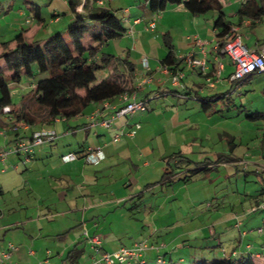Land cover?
I'll list each match as a JSON object with an SVG mask.
<instances>
[{"label": "crops", "instance_id": "obj_1", "mask_svg": "<svg viewBox=\"0 0 264 264\" xmlns=\"http://www.w3.org/2000/svg\"><path fill=\"white\" fill-rule=\"evenodd\" d=\"M18 1L9 0L6 9L3 6L0 8V14L3 13L0 16V67H8V59L2 55L3 43H12L15 36L21 32L25 40L30 44H35L36 42L42 44L57 33H62L67 38L70 23L76 16L77 11L80 13L84 11L83 2L85 0H83L81 5H77L75 9L70 6L69 0L64 2L68 9L63 4H56L55 0H50L49 2L47 0H26V7L23 6V3L20 4L16 12L18 16L13 22H10L8 15L13 14ZM125 1L127 7L124 9V15L121 16V19L125 22L127 31L123 38H118L121 42L117 43L116 46L118 50H121V53L116 54L115 50L105 52L115 54L116 57L122 59L120 62L116 61V65H112L110 68L112 69L111 74H121L123 78L129 80L130 91H133L134 87L143 80L141 75L138 76L136 73L138 68H141L140 70L143 69L141 63L143 57H147L150 63L151 69L148 71L150 76L161 75L158 79L155 77L153 84L146 83L144 85L139 93V99L146 97L149 104L150 97L152 98L155 94L168 97L170 91L176 89L181 94L172 92L173 95L179 97V99H184L185 102L183 104L188 105V100H191V97H186L183 94L184 91L189 95L193 94V97L199 95L211 97V95L218 93L228 96L233 89L236 90L233 87V83H229L227 79L234 72L233 63L227 56L221 55L219 49L215 46V42L219 39V32L215 26L217 19H219L218 9L201 0H185L179 5L172 4L158 18L157 27L149 32L146 28H148L153 13L149 7V0H144L145 3L143 4L137 3L138 0ZM218 1L223 5L227 18L235 24L234 26H239V30L244 34L246 45L263 52L264 38L259 35L258 27L264 25V17L262 20L257 21L245 20L240 24L239 18H237V10L247 0ZM47 2L48 13L43 11V7ZM105 2L100 4L98 1L95 6H104ZM32 3H37L40 8L42 12L41 20L36 19L31 11L30 4ZM29 18H31L30 22H28ZM48 22H50L49 25H47ZM245 30H251L252 32L248 34ZM167 32L172 34L177 60H181L182 56L189 52H194L197 57H204L200 47L194 44L196 36H200L208 42L206 60L209 61L211 68L219 63H224L225 65L221 85L218 86L216 83L214 86H209L206 83L205 74H202L199 68L194 69L185 62L178 69L184 71L185 79L179 87L171 84L172 76L164 72L165 65L162 62L168 54V49L163 44L164 35ZM112 41L105 43L102 46V51H104L105 45H109ZM126 59L135 64L136 70L132 75L129 72V66L123 61ZM7 71L9 74L11 73L9 70ZM171 71L174 72L173 70ZM9 78L14 102L4 109L0 119L7 126L12 121L16 124L17 116L26 115L31 122L29 124L24 122L19 124H28L30 129L14 131V135L7 131L4 134L6 136L4 137L5 141L0 137V251L6 250L8 243L12 242L18 248L11 256L10 262L12 263L40 264L46 259L56 264H92L94 261L93 250L84 241L85 228L90 234L99 233L103 236L105 250L118 251L121 247L126 246L117 242L115 235L109 229L111 224L114 223L113 212L111 211L114 208L112 206L113 203L121 205L127 201L128 197L120 195L114 199H110L108 196L103 198L104 195H97L92 186L93 182L100 179L98 175L103 171V166L108 163L107 161L110 159L114 162L122 152L124 153L125 149H129V144L125 143L123 139L117 142L113 140H115L119 129L125 128L126 130V127H131L133 122L122 120L123 116L118 117L115 119L118 122L113 128L112 134L108 133L101 119L92 120L91 118L92 114L100 110V108L105 109L102 106V102L100 104H90L84 113H80L72 119L63 117L56 122L47 116L48 109H41L36 103V96L32 92L36 86V81L28 79L26 76L15 80L12 77ZM200 79L204 80L203 83L202 81L200 82ZM153 85L157 87H153ZM170 85L174 89H170ZM111 102L115 104L117 100L114 99ZM105 114L106 117L110 116V110H106ZM136 114H133V116ZM71 122L73 125H71ZM45 123L49 124L50 127L45 129L44 126L43 128L38 126V124L44 125ZM46 131H53L55 138L47 140L44 144L37 145L32 160L26 162L25 165H21L19 158L22 159L24 155L16 151L19 137L32 139L34 132L43 133ZM115 143L116 145H114ZM262 147H264V143ZM90 148H98L105 152V158L102 163L92 164L84 161V156ZM5 150H9L10 153L8 159L3 161L1 155ZM74 152L79 154L78 159L74 162L70 163L62 160L63 155ZM149 152L152 151L147 148L144 149V153L149 154ZM261 158L264 159V153H262ZM6 162L12 166L9 169H2L4 167L2 163L5 164ZM48 181H50L48 188H45L44 185ZM23 190L27 193V196L19 197ZM58 190L65 191V194L58 197L59 202L71 200L69 203L71 209L64 212L65 214L75 212L76 221L67 215H64L63 220L59 221L58 216H55L56 213L51 212V206H49V211L43 206L48 198L54 196ZM263 192L264 189L259 194L251 197L253 203L261 202L263 197L260 196H264ZM10 195L12 199L5 201V198L7 199ZM56 195H59V193L57 192ZM252 216L256 215L251 214L250 217ZM55 223L58 224L54 227ZM227 223L229 226L237 225L233 217ZM243 226H239V229ZM201 233L203 243L200 250L214 248L212 247L214 246V241H206L210 239L208 238L210 236L208 230L204 228ZM216 233L212 234V236H216ZM245 235L242 236L243 239H245ZM193 237L197 238L200 236L196 234ZM219 240L218 246H223V240L220 238ZM259 250V244L254 246L249 241L246 246L242 247L241 253L234 249L233 254L245 255L248 252L253 253L258 259V264H264V253ZM197 251L194 250L190 254L188 261L183 258L181 262H197L199 260ZM206 252L204 251L203 254L206 258L212 255L213 259L217 257L218 260L221 259L219 258L221 257L220 254L211 253L209 255ZM160 253L155 249H150L147 250L144 257L149 261H156ZM225 254L223 255L224 258H229L228 254ZM163 256H165V253ZM167 261L169 263L166 264L174 263L173 259H167Z\"/></svg>", "mask_w": 264, "mask_h": 264}, {"label": "rangeland", "instance_id": "obj_2", "mask_svg": "<svg viewBox=\"0 0 264 264\" xmlns=\"http://www.w3.org/2000/svg\"><path fill=\"white\" fill-rule=\"evenodd\" d=\"M25 1H18L13 14L8 15L10 22L18 16L16 12L20 4L23 3L26 7ZM8 2L9 0H0V8L3 6L6 9ZM48 2L43 7L46 13L49 9ZM64 2L65 0H55L56 4L64 5ZM137 3L143 4L145 1L138 0ZM101 7L118 13L121 18L127 4L125 0H107ZM2 15L3 13L0 14ZM49 24L50 22L47 23ZM245 31L248 34L252 32ZM258 31L264 38V25L259 26ZM54 36L56 34L52 37ZM120 42L114 39L112 43L105 45L104 51L115 50L116 54L121 53L116 47ZM140 69L136 70L137 75L145 78L146 71L142 72ZM111 71L109 67L100 70L97 79L100 81L110 78ZM155 77L158 79L161 75L156 74ZM227 79L231 83L230 77ZM251 79L238 90L233 89L225 98L212 101V107L208 111L202 110V103L199 101L191 99L188 100V105H184V99L169 93L168 97H150L148 111L122 117V120L132 121L133 125L140 124L138 135L128 136L131 127H126V131L122 128L123 132L119 129L118 132L124 134L122 139L129 144V149H125L114 162L109 159L98 175L100 179L93 182L92 186L97 195H104L103 198L108 196L114 199L120 195L128 197L121 205L112 202L114 223L109 231L115 235L117 242L130 247L133 242L148 240L162 246L160 256L165 253L168 260L173 259L172 264H191L181 262V259L188 261L194 250L199 251L196 252L199 262L205 259L216 262L218 257L213 259L211 253L220 254L221 259L225 253L232 257L234 249L241 253L242 247L249 241L254 246L259 244V251L264 253V232L259 231L260 227H264V209L258 210L256 214L252 213L256 215L254 217H250L248 211L257 205L251 197L264 189V159L261 158L264 153V117L255 120L249 118L257 112L264 114V74L256 73ZM201 81L203 83L204 80L200 79ZM220 83L217 81L218 86ZM169 88L174 89L172 85ZM79 91L83 93L82 88ZM117 122L115 120L112 129L106 127L108 133L112 134ZM38 126H44L45 129L50 127L47 123ZM7 131L12 135L15 133L10 122L0 128L3 141ZM146 148L152 152L144 153ZM180 151L193 162H180L179 157L170 159ZM219 155L237 157L238 162L218 163ZM172 161L175 170L182 172L183 178L179 181L170 175L169 162ZM207 161L211 164L209 170H202L198 174L193 172L200 162ZM19 162L25 165L23 159L19 158ZM2 164V169L12 166L7 162ZM165 172L169 173L166 179ZM48 183L50 181L44 185L45 188H48ZM57 192L59 195H56ZM57 192L43 206L48 211L51 206V212L56 213L59 221L63 220L64 215L76 221L75 212H64L71 209V200L59 202L58 197L65 194V191ZM20 196H27V193L23 190ZM260 197L264 198L262 195ZM263 198L261 201H264ZM8 199H12V196L5 198V201ZM232 217L237 225L244 226L241 229L237 225L229 226L227 222ZM204 228L210 234V239L206 241H214V248L200 250L203 243L201 232ZM244 231L245 239L241 236ZM214 233L216 236H212ZM196 234L200 237H193ZM219 238L223 240V246H218ZM204 251L211 256L206 258Z\"/></svg>", "mask_w": 264, "mask_h": 264}, {"label": "trees", "instance_id": "obj_3", "mask_svg": "<svg viewBox=\"0 0 264 264\" xmlns=\"http://www.w3.org/2000/svg\"><path fill=\"white\" fill-rule=\"evenodd\" d=\"M70 6L75 9L77 5H81L83 0H69ZM98 1L105 0H85L83 2V12L77 11L76 16L70 23L68 37L62 33H57L56 36L50 37L49 40L40 44H30L25 40L23 33L15 36L14 41L3 43V57L8 60V67H0V116L3 115L4 109L13 104V96L11 93V86L9 77L12 79L26 76V78L36 81V86L32 92L36 96V103L41 109H48L47 116L51 119L65 117L71 119L74 116L84 113L88 106L92 103L100 104L106 100L114 101L115 98L122 93L131 90L128 85L129 80L122 77L121 74H113L110 78L106 77L99 81L97 73L105 68H111L116 65V61L122 60L116 57L115 54H108L102 51V46L111 40L123 38L127 26L125 22L118 16V14L108 11L100 6H95ZM107 1V0H106ZM185 0H149V7L151 12L155 13L160 10L166 11L169 5L184 2ZM206 4L218 9L219 19L216 21V28L218 29V40L223 42L231 32V28L235 25L227 18L224 12L223 5L218 0H201ZM91 5L89 6V4ZM237 10V18L242 24L245 20H262L264 17V0H247ZM30 9L36 19H42V12L37 6V3L30 4ZM172 34L167 32L164 35V47L168 49L167 56L162 60L165 66H171L174 72L180 69L184 63L183 59L177 60L175 48L173 45ZM129 66L131 75L136 70L135 64L129 62L127 59L123 60ZM9 70L11 73L9 74ZM251 77L233 82V87L236 88L238 84L243 85L245 82L251 80ZM83 89V93L79 89ZM179 93V90H171L170 93ZM184 95L190 96L194 101L202 103V110L208 111L212 107V101L220 98H225L224 94L218 93L216 95L195 96L189 95L186 91ZM157 97V94H155ZM146 98V97H145ZM147 99V98H146ZM264 114L257 112L253 116H249L252 120L260 119ZM21 122H31L26 115H19L16 117V125ZM5 124L0 119V127ZM232 142V141H231ZM180 158V162H193L186 156L179 153L172 155V158ZM218 163L227 164V162L237 161V157H226L219 155ZM171 174L176 181L181 180L182 172L175 170L173 161L169 162ZM173 166V167H172ZM194 169L195 174L202 170H209L211 164L209 162H200ZM180 166H178L179 168ZM165 179L169 173L165 172ZM188 177V176H186ZM172 179V181H174ZM187 180V179H186ZM186 180H183L186 182ZM264 194V192H263ZM141 198V196L139 197ZM257 257L253 253L240 256V254H233L232 257L219 259L216 262L203 260V262H194L191 264H258Z\"/></svg>", "mask_w": 264, "mask_h": 264}, {"label": "built area", "instance_id": "obj_4", "mask_svg": "<svg viewBox=\"0 0 264 264\" xmlns=\"http://www.w3.org/2000/svg\"><path fill=\"white\" fill-rule=\"evenodd\" d=\"M104 1H99L102 4ZM163 14L162 10L152 13V17L148 28L149 31H153L158 25V18ZM31 21V18L28 19V22ZM27 22V23H28ZM230 34L223 39V42L220 43L219 40L215 42V46L219 49L221 55L227 56L233 63L234 72L230 75V81L233 83H238L239 81L245 80L255 72H264V51L253 49L246 45L244 41V34L239 30V26H233L230 30ZM194 44L200 47L201 51L204 53V57H197L195 53L189 52L182 56L183 61L191 66L192 68H199L202 74L206 76V83L210 86H214L217 81H223V71L224 63H219L217 66L211 68V65L208 60H206L207 54V44L203 38L196 36ZM142 72L146 71V75L140 84L136 85L133 91H127L122 93L120 96L115 98L117 103L113 104L110 100L102 102V106L106 110H110L111 115L106 117V110L101 109L93 113L91 118L92 120H102V124L110 128L113 126L115 119L121 116L128 117V115H133L135 113H142L149 110L148 100L146 98L139 99V93L143 89L146 83H153L155 81V76H150L148 73L150 63L147 57H143L142 61ZM164 72L172 76V84L175 86H180L186 75L184 71L176 70L175 72L171 71V67L165 66ZM241 84L236 86V90L240 88ZM159 96V94H157ZM62 117L54 118L57 122ZM14 126L16 132L30 129L28 124L16 125L11 122ZM140 129V124L136 123L131 126L128 136L135 137L137 132ZM124 129H122L123 132ZM126 131V130H125ZM123 133L117 132L114 141H119L123 137ZM55 138L53 131L46 132H34L32 134V139L27 137H19L16 151L24 157L22 158L24 163L30 162L35 155V147L40 144L46 143L47 140H53ZM10 151L5 150L1 155L2 160L8 157ZM78 153H68L62 156L64 162H74L78 159ZM85 161L92 164H100L105 158V152L98 148H90L87 154L84 156ZM264 209V201L257 203L255 207L248 209L250 214L257 213L258 210ZM260 233L264 232V227L259 228ZM246 232L243 233L245 235ZM84 241L93 250V259L92 264H166L168 263L166 256H158L159 258L156 261H149L144 257V254L147 250L155 249L157 252H160L162 246L159 247L154 243H150L148 240L145 241H136L133 243V246H123L118 251H109L104 249L103 245V236L99 233L90 234L86 228L84 229ZM18 248L12 242L8 243L6 250L0 251V264H18L10 262L12 254ZM40 264H56L49 260H43Z\"/></svg>", "mask_w": 264, "mask_h": 264}]
</instances>
